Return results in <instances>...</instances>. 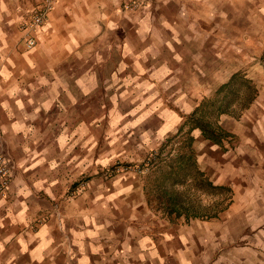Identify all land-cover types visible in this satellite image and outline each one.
<instances>
[{"label":"crops","instance_id":"obj_1","mask_svg":"<svg viewBox=\"0 0 264 264\" xmlns=\"http://www.w3.org/2000/svg\"><path fill=\"white\" fill-rule=\"evenodd\" d=\"M40 1L0 0V130L16 165L0 264H264V59L248 68L246 51L264 49V0H55L28 48L21 26ZM243 69L256 95L223 114L221 140L189 128ZM186 130L229 190L214 216L169 217L142 174H102Z\"/></svg>","mask_w":264,"mask_h":264},{"label":"trees","instance_id":"obj_2","mask_svg":"<svg viewBox=\"0 0 264 264\" xmlns=\"http://www.w3.org/2000/svg\"><path fill=\"white\" fill-rule=\"evenodd\" d=\"M236 82L242 88L241 103L238 109L233 106L236 101V97L233 96L236 94L234 87ZM256 91V85L251 79L240 72H235L225 83L217 88L212 96L204 98L199 106L187 117L186 121L191 124L190 128H200L205 138L218 143L225 135V131L218 123L206 118L210 109L214 110L217 117L223 113L237 116L250 105L256 95ZM186 132V137L183 141L189 146L187 150H184V144L179 145L175 157L167 163L166 167L168 169L160 170L161 173L153 181L155 182L153 189L150 188L151 190L147 191L145 184V192L150 202L149 193L154 191L157 194L156 199L160 200L157 207L169 217L189 219L214 216L229 203V190L223 186L213 185L206 172L200 169L193 149L190 147L193 141L192 136H190L189 130ZM170 139L163 145L167 146ZM188 176L194 178L196 190L202 194L211 195L212 200L209 203L202 204L197 199L194 204L186 200L185 192L176 189V186L185 184ZM216 194L220 196L216 198ZM221 194H224L223 197Z\"/></svg>","mask_w":264,"mask_h":264},{"label":"rangeland","instance_id":"obj_3","mask_svg":"<svg viewBox=\"0 0 264 264\" xmlns=\"http://www.w3.org/2000/svg\"><path fill=\"white\" fill-rule=\"evenodd\" d=\"M246 47H247L246 51L248 53V63H247L248 68H251V67L255 66L257 63H259V60L264 59V49H257L255 47V43H250ZM241 48H242V51H243V48L245 49V47H240L238 44H234L232 46V62L231 63L233 65V67L234 66H238L240 64V62H239L240 61L239 60V51H240ZM244 71H246V70L243 69L242 71H238V72L244 74V76L247 77L245 75ZM247 78H249V77H247ZM249 79H251V78H249ZM252 81L254 82V80H252ZM255 85H256V83H255ZM234 87H235V90H236V94H235L236 96L235 95H233V96L236 97V101L233 103V106L236 109H238L239 106H240V103H241L242 88L240 87V84L238 82H236ZM212 95L213 94L209 95L208 97H210ZM220 96H222V94H220ZM205 98H207V97H205ZM190 114L187 117H189ZM223 114H220L217 117L215 112H214V110L210 109V111L207 114L206 118L210 119L211 121H215L216 123L219 124ZM231 116H233V115H231ZM187 124H188L187 126L190 128L191 124L189 122H187ZM186 131H188V130H186ZM186 131L182 135L169 137L171 139H170V141H168L169 143H168L167 146H164L163 144L167 140H169V138H167L166 141H163V142L157 144L151 150H148L147 152H145L143 154V156L140 157V159L137 160L133 164V166H136L139 169H141L142 172L139 173V174H142L144 176L143 182L146 184L147 191L153 189V187L155 185L154 184L155 182H153V181L156 178V176L159 173H161L160 170L161 169L162 170L168 169L166 167L167 163L169 162V160H171L172 158L175 157V154L177 153V150H178V146L181 145V144H184V150H187V147H189L186 144V142L183 141L185 139V137H186V134H185V133H187ZM190 147L193 149V153L196 156V152L197 151L195 150V148H193L192 142H191ZM130 165H132V164H130ZM200 169H201V167H200ZM204 172H206V171H204ZM176 189H179L180 191L185 192L186 200L190 201V202H192L194 204L197 201V199H199L200 203H202V204L209 203L212 200L211 195L202 194L198 190L195 189V187H194V178L192 176H188L187 179H186L185 184L176 186ZM149 195H150L149 197L151 198V202H152L151 204L153 205V208L157 212L161 211V209L157 207V205L160 203V200L156 199V195L157 194L154 191H151V193H149ZM223 195L224 194H221L222 197H223ZM219 196H220L219 194L215 195L216 198H218Z\"/></svg>","mask_w":264,"mask_h":264},{"label":"built area","instance_id":"obj_4","mask_svg":"<svg viewBox=\"0 0 264 264\" xmlns=\"http://www.w3.org/2000/svg\"><path fill=\"white\" fill-rule=\"evenodd\" d=\"M142 1V0H141ZM140 0H132L128 5L129 8H134L138 5ZM55 0H41L37 7L34 9L32 15L29 20H27L21 26V30L24 32L25 41L28 48H31L35 44L34 33L43 25L47 16L53 5ZM16 165L13 159L6 154L2 147V133L0 130V197L7 196L8 186L12 179L13 171ZM126 171H134L136 173H141V169L136 166L130 164H120L116 163L113 166H110L103 171L104 177H111L117 172H126Z\"/></svg>","mask_w":264,"mask_h":264}]
</instances>
